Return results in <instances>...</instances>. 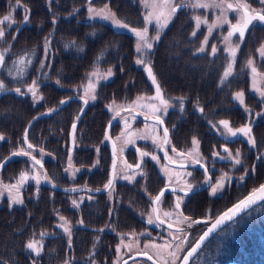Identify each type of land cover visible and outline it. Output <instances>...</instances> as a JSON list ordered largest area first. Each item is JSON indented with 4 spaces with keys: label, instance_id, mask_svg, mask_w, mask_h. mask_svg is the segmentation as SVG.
<instances>
[{
    "label": "flooded vegetation",
    "instance_id": "af4514ba",
    "mask_svg": "<svg viewBox=\"0 0 264 264\" xmlns=\"http://www.w3.org/2000/svg\"><path fill=\"white\" fill-rule=\"evenodd\" d=\"M174 2L173 5L183 6L176 10L167 27L161 30L150 56L145 55L144 63L138 65L134 55H130L133 68L141 71L148 82V89L143 93L150 98L156 96V85L149 77L145 67L147 65L156 77L163 100L168 102L164 116L158 115L163 124L157 122V116H146L133 110L137 119L125 125L126 131L142 134L136 133L133 141H127L121 151L117 149L115 139L120 137L118 134L123 126L116 116L106 119L108 108L105 106L111 105L114 98L101 102L98 97L101 84L110 82L115 76L114 64L112 77L98 83L96 109H93V103L85 104L79 94L63 87L65 89L57 100L46 101L47 105L52 106L33 113L26 123L20 138L28 148L24 140L28 127L27 142L36 147L29 138L31 128L36 121L43 118L47 120L46 156L38 164L43 167L46 178L42 177V183L32 182L23 188V203H11L9 207L8 199L0 198V261L3 264H33V260L37 264H65L66 261L68 264H155L143 254L145 252L154 260L169 264L155 257L157 253L152 251L153 247L145 248V245L162 246L166 242L171 247L161 250H165L164 254H178L177 260L172 264H179L222 211L264 181H260L261 171L264 170V96L260 94L264 91V58L258 51L263 37L260 29L264 28V23L254 21V26L249 25L244 41H239L240 47L236 52L231 74L224 77V72L231 63V54H226V47L220 45L221 37L213 40L211 36L204 43L202 39L209 33L210 23L200 25L198 29L195 25L198 15H207L209 18L212 14H218L219 8L193 7L197 0ZM237 2L238 0H226V3L233 5ZM239 2L247 3L250 10L264 14V4L258 0ZM185 10L191 16L190 19L181 14ZM229 11L231 15L237 14L234 10ZM181 22H188L189 29H185L182 34L189 38L187 49L192 53L186 55L184 48L185 51L182 55H177L175 63L169 62L171 66H175L172 74L165 69L168 65L162 59L164 56H159L157 73L153 51L157 47L164 48L170 37L179 35ZM194 31L195 36L192 35ZM236 35L238 38V33ZM213 45L217 49L215 53H212ZM201 47L203 51H200ZM249 59L253 61L252 65H248ZM4 60L0 63V82L4 76ZM253 67L256 69L255 73L252 71ZM9 89L12 88L0 90L3 92L0 100L8 93L5 90ZM12 90L15 91L14 88ZM238 92L244 94L243 104L235 98ZM180 98H183L182 111ZM61 101L65 103L61 104ZM49 109L53 111L50 112ZM93 110L94 113L90 114ZM61 115L66 125L61 129L60 136L56 134L51 122L53 117ZM221 120H227L228 126L234 130L250 126L255 144H250L248 137L242 133L236 136L227 134L224 126L219 124ZM147 122H152L155 126H148L145 124ZM74 123L76 127L71 135ZM164 128L169 130L170 143L164 142ZM154 134L159 138L154 137ZM2 136L4 139L0 144L7 139L3 133ZM193 137L199 141L195 150ZM225 148L229 151L226 152ZM237 150L240 152V164H236L231 158L235 157ZM190 151L193 152L191 156L188 155ZM213 152L219 155L213 156ZM142 153L149 155L142 156ZM32 156L36 158L35 155H30L29 158L32 159ZM152 156L157 159L153 160ZM13 157L15 156L11 159ZM197 158L200 159V164L193 163ZM9 161L0 169V174L13 179L7 173L11 169L5 167ZM57 161L56 170L53 165ZM120 167H123L124 174H120ZM134 171L137 172L136 175L132 174ZM222 173L227 174L223 187L212 194V186ZM241 176L244 179H240ZM44 179L55 186L75 191L53 188L46 185ZM110 179L113 181L112 185L105 187ZM185 182L195 188L193 193L185 197L179 209L183 216L189 217L188 221L178 218L174 209L176 197L184 195L180 189H186ZM162 189L164 195L157 203L154 197ZM73 201H76V205H73ZM165 212L173 214L165 216ZM61 216L68 222L66 226L70 228L71 245L69 234L61 227L64 224ZM150 216L154 221L151 224L148 223ZM157 216L159 221L156 220ZM238 217L217 229L188 264H194L209 241ZM169 223L173 225L171 229L168 228ZM42 232L46 234L41 236ZM174 236L184 240L179 250L176 245L180 240H174ZM30 240L42 241L43 250L39 256L26 248ZM132 256L135 257L131 258Z\"/></svg>",
    "mask_w": 264,
    "mask_h": 264
},
{
    "label": "trees",
    "instance_id": "16d2710c",
    "mask_svg": "<svg viewBox=\"0 0 264 264\" xmlns=\"http://www.w3.org/2000/svg\"><path fill=\"white\" fill-rule=\"evenodd\" d=\"M85 2L86 0H51L49 3L47 0H19L17 7V0H0V20L11 13L15 23L11 24V27L8 22L0 24L5 31V36L0 38V52L5 59L2 80L5 83L4 88H19L23 93L12 89L5 90L8 93L0 100V132L7 137L0 144V162L18 145L26 123L35 109H38L28 98L31 92L27 88L33 81H37L46 99L54 101L60 97L65 89L63 87L78 80L79 74L84 78L92 66L114 64V78L103 83L98 91L101 102L112 98L120 101L148 89L145 76L133 68L131 62L133 32L125 28H114L103 21L83 20L85 9L82 6ZM110 5L122 23L131 29L142 28L143 19L136 0H110ZM79 7L80 9L71 15ZM25 15L29 16L27 23L23 19ZM52 19H55V23L51 27ZM185 29H189L188 22L181 24L179 35L170 37L164 48L157 47L153 51L157 73L159 56H164L162 59L166 66L168 65L165 69L172 74L175 66L170 63L176 62L177 55H182L184 48L186 55L192 53L187 49L189 38L182 34ZM46 31L50 32H47V54L43 58L42 37L47 34ZM5 49L7 51H4ZM22 55L27 58L32 55L34 59L29 65H25L23 77L16 79L6 71L8 64ZM53 78L62 86L55 84L51 80ZM97 109L101 110L99 107ZM53 118L51 123L55 127L54 130L60 133L66 125L64 117L61 115ZM47 124V120L43 118L32 126L29 138L33 144L37 145L39 138L46 136ZM55 144L59 145V142ZM18 159L20 160L18 156L13 157L5 166L11 169L7 172L9 177H13L12 173L15 176L22 169L20 166L12 169L14 163L26 162L23 159L18 162ZM57 163L58 161L53 165L56 170ZM262 180L264 170L260 174V181ZM194 264H264V199L214 236L196 257Z\"/></svg>",
    "mask_w": 264,
    "mask_h": 264
},
{
    "label": "snow or ice",
    "instance_id": "6c2138e0",
    "mask_svg": "<svg viewBox=\"0 0 264 264\" xmlns=\"http://www.w3.org/2000/svg\"><path fill=\"white\" fill-rule=\"evenodd\" d=\"M50 2V0H49ZM141 2L144 4V6L146 8L151 7L153 9V11L149 12L146 16H145V21L146 22H150L152 19L156 20L157 26L159 28H163L167 25L168 21L171 20L172 16L176 13L177 8L181 7V5H173L171 3V0H165V7L169 8L170 11H168L166 14L162 13V12H158L156 10L157 5L155 4V0H152V2L150 3V0H141ZM258 2H260L261 4H264V0H258ZM17 7L19 6V0H17ZM193 7H202V8H208V7H215V8H221L222 9V16H224V13L227 12L228 10H234L237 12L239 19L237 20V22L235 24H230V31L228 32V35L224 38L225 41L227 43L230 44L231 42V38L238 33V40L240 42H243L245 39V31L249 29V25H253L254 21H259L261 23H264V14H262L260 11H256L254 9L250 10V5H248L247 3H240L239 0L238 2L233 5L232 3H226V0H197V3L193 5ZM88 12H89V16L93 17V16H99L100 18L104 19V20H110L114 25L118 26V27H123L125 29H128L129 26L127 24L122 23L120 20H118L116 18V14L114 12H112L108 5L106 4L103 8L101 9H95L93 7H91V0H90V5L88 8ZM161 16H163V22L161 21ZM24 22L27 23L29 21V16L25 15L24 16ZM196 27L199 28L201 23H207V20H202L201 17H196ZM11 21H12V15L11 13H9V15H6L3 17V20L0 21V24H3L5 22H8L9 27H11ZM53 23H55V19L53 20ZM220 23H230L227 20V17L224 16L223 19L217 18V21H214L212 24L208 25V32L209 34H211L212 29L214 27H216L218 24ZM254 26V25H253ZM130 31H132L138 38V42H137V52H141L143 49H152L153 44L150 42L151 40H158L159 39V32H157V35L155 37L149 38L148 37V28L145 27L143 29H136V28H132L130 29ZM193 36L196 35V32L194 31L192 33ZM5 36V31L3 28H0V38H3ZM13 39H15V37H13ZM208 41L207 36L204 39V43L206 44ZM46 43H47V38H46ZM240 45L239 43H237L235 45V47H230L229 51L231 53V56L233 57V59L235 58L236 52L239 49ZM203 47H201L200 51H203ZM4 51H7V49H5ZM45 51H47V48L45 49ZM212 51L213 53H215L217 51L216 47L213 46L212 47ZM260 53V56L262 58H264V45L261 46V48L258 50ZM4 60V55L2 52H0V63H2ZM20 63H23V58H20ZM137 64H143L144 61L143 59H137L136 61ZM248 65H252L253 61L251 59L248 60ZM41 67H43V64H41ZM146 70L149 74V77L152 80V83L154 85H156V96L155 97H151L149 99H158L160 100V103L162 105H164V111H167V106H168V102L166 100H163L162 98V92L160 89L159 84L157 83L156 77L152 72L151 67L149 66H145ZM232 71V64L229 63L228 67L226 68L225 72H224V77H227L231 74ZM253 73L256 72L255 67L252 68ZM92 76H97V78H100V74H99V70L96 69L93 71V73L91 74ZM113 72L112 69H108L107 72L103 75L104 79H107L108 77L112 76ZM57 83H59V81H57ZM4 86L2 84V82H0V90H3ZM37 82L33 81L32 85H30L28 87V91L32 93L34 99H41V97L37 96ZM89 88L94 92V88L95 86L93 84H89ZM15 91L17 93L23 94L21 93V90L19 88L15 89ZM261 96H264V91H262ZM92 100L96 99V96L93 94L89 97ZM237 100L240 101L241 104L244 103V94L242 92H238L236 93V97ZM138 99H142V97H138ZM181 99V111L183 110V98ZM61 104L65 103V101H61ZM84 103L87 104L88 103V99L84 100ZM159 108H153V111H159ZM49 111H53L52 109H49ZM81 111H83V109H81ZM200 111L202 112L203 109H200ZM77 119H79V117H77ZM156 120L158 123L163 124V121L160 119L159 116L156 117ZM219 124L223 125L224 128L226 129L227 134H230L231 136H236L238 133H242L244 136L248 137V142L250 144H255V140L253 139L252 135H251V127L248 125H245L241 128L238 129H232L231 127H229V122L227 120H221L219 121ZM213 127H217V125H212ZM75 123L73 124V130H75ZM163 133H164V142L165 143H170L168 136H169V130L168 128H164L163 129ZM4 137L2 135H0V140H3ZM27 139V130H25V140ZM192 144L194 146V150L196 148H198V144L199 141L193 137L192 139ZM33 145L28 144V148H32ZM226 152H228L229 150L227 148L224 149ZM41 151H43L41 149ZM173 151L175 152V148H173ZM193 152L190 151L188 153V155H192ZM197 156L199 155L198 152L196 153ZM15 155H25V156H30L31 153L27 152L23 149H19L17 151H14L11 153V156H15ZM142 156H147L149 155L148 153H142ZM165 155L167 156V153H165ZM213 156H218L219 153L217 152H213L212 153ZM10 157L5 158L10 159ZM229 156L231 157V153H229ZM240 156V152L239 150L236 151V155L235 157H231L235 160L236 164H240L241 160L239 159ZM153 160H156L157 157L156 156H152ZM32 160L34 161L35 164H39L40 161L36 160V158L34 156H32ZM193 163L196 164H200V159H194ZM3 164L2 162H0V167H2ZM137 168H139V165H137ZM205 172H207V168L205 167ZM247 172V169H246ZM188 175H191V173H188ZM46 178V177H45ZM227 178V174L226 173H222L221 177H219L217 179V182L215 185L212 186V194H215L218 189H220L221 187H223V182L224 180ZM28 179V173L27 172H21L20 173V178L17 180L16 184H12V185H3L2 182H0V187H2L3 189L8 191L10 200L12 203H23V200L20 198L19 195V188L20 186ZM37 179V183H39V178ZM240 179H244V176H241ZM113 181L110 179L108 181V184L105 185V187H110L112 185ZM186 183V189L185 188H181L180 191L184 193L183 196H177L176 197V202L174 205V209L176 210V215L178 218L183 219V221H188L189 217L183 216V213L179 211V209L181 208V204L184 202L185 197H188L190 195V193H193L195 191V188L192 184L190 183ZM75 190V189H73ZM15 191V195H13V192ZM98 191V189H97ZM173 192H175V190H173ZM3 195V191H0V196ZM164 195V190L162 189L160 194H158L156 197H154V201L155 202H160L161 197ZM260 198V199H264V184H261L260 187L258 189L253 190V192L246 197L245 199L239 201V203H237L236 205H234L232 208L228 209L227 212L221 214L220 216H218L215 220V223L212 224V226L203 233L202 236L199 237L198 241L195 243L194 246H192L188 251L187 254L183 257V264H188L189 258L193 255V253H195L197 251V249L200 247L201 243L205 240V238L209 235V233H211L212 231H214L217 227H219L221 224H223L226 220H232L233 217L236 215L237 212H239L242 208L247 207L248 205L255 203L256 199ZM73 205H76V201H73ZM9 207H11V203L9 205ZM156 209H153V212H155ZM173 213L172 212H165L164 215L165 216H171ZM60 219L62 221H64V224H61V227L64 228V231L66 233L69 234V245H71V233H70V228L67 227V221L65 220L64 217H60ZM159 216L156 217V220L159 221ZM153 219L151 218V216L149 217L148 223H153ZM200 221H192V223H199ZM82 223V221H81ZM162 223V222H160ZM157 226H160L159 224ZM191 226V225H189ZM173 227V225L171 223L168 224V228L171 229ZM46 233H41V236H44ZM174 240H180V243L176 245L177 249L179 250L180 247L182 246V244L184 243V240H181L179 236H174L173 237ZM186 240V237L184 238ZM153 247V248H168L171 247V244L169 243H165L164 245H145V248L148 247ZM26 248L31 250L32 252H34L36 254V256H39L41 251L43 250V245H42V241H37V240H30L27 244H26ZM119 250V248L117 249ZM144 255H147V252L143 253ZM170 255L173 256V259H175V253H170ZM149 259H152V257H148ZM0 264H3L2 261H0ZM33 264H37V261L33 260ZM65 264H68V262L66 261Z\"/></svg>",
    "mask_w": 264,
    "mask_h": 264
},
{
    "label": "rangeland",
    "instance_id": "374dc122",
    "mask_svg": "<svg viewBox=\"0 0 264 264\" xmlns=\"http://www.w3.org/2000/svg\"><path fill=\"white\" fill-rule=\"evenodd\" d=\"M114 1H116V0H114ZM136 1L138 3V7L140 9L141 16H142V19H143V26L140 29H143V28L147 27L148 28V37L149 38L155 37L157 35V32H159V34H160L161 30L167 27V25L169 24L170 20L168 21L167 25L165 27H163V28H159L157 26V23H156L155 19H152L150 22H146L145 19H144L145 16L149 12L153 11V9L151 7L146 8L144 6V4L141 2V0H136ZM174 1L175 0H171V3L174 4L175 3ZM47 2L49 3V0H47ZM151 2H152V0H150V3ZM8 3H9V1H8ZM106 4L108 5L109 9L112 12H114L113 8L110 5V0H100L98 2L91 0V7L95 8V9H101ZM155 4L157 5L156 10L158 12H162V13L166 14L168 11H170L169 8L164 6L165 5V1H163V0H155ZM89 5H90V0H86V2L82 6L85 9V13L83 15V18H85L86 20H90V21H92V20L103 21V22H106V23L110 24L114 28H119L118 26L114 25L110 20H104V19L100 18L99 16L90 17L89 16V12H88ZM76 9L77 10L73 11L71 13V15L76 13L80 9V7L76 8ZM10 10H12V9H10ZM185 12H186V10L183 13H181V14L187 16L190 19L191 16H189ZM198 16L201 17L202 20H207V23H201V25H206L208 23L212 24L214 21H217V18L223 19L224 16L227 17V20L230 23H220V24H218L216 27H214L212 29L211 34L208 33L206 36H207V38H210L211 36H213V40H218V38L221 37L222 41H220V45L222 44L223 46L226 47V49H225L226 50L225 51L226 54H231L230 51H229V48L230 47H235V45L237 43H240L238 38H237V35L235 34L231 38L230 44L227 43L224 38L228 35L230 24L236 23L237 20L239 19L238 14L231 15L230 11L228 10L227 12L224 13V16H222V9L219 8V13L218 14L217 13L216 14H212L211 16H209V18H208L207 15H198ZM116 18H117V15H116ZM163 18L164 17L161 16V21L162 22H163ZM2 20L3 19H1L0 21H2ZM52 20H51V24H50L51 27H52V25H54ZM11 24L12 25L15 24L14 20L11 21ZM195 25H196V23H195ZM6 27H8V26H6ZM0 28H2V25H0ZM18 28H20V27H18ZM120 28H123V27H120ZM128 29L130 30L131 28L129 27ZM196 29H198V28L196 27ZM16 31H17V29L15 30V33H16ZM50 31H46V33L47 32L49 33ZM46 33H44V35ZM48 33L44 37H42L43 38L42 39V44H43L42 54H43V58H45V55L47 54V51H45V49L47 48V44H46L45 40H46V36L48 35ZM260 33H261V35L263 37L261 36L262 39H261V41L259 43V49L261 48L262 45H264V28L260 29ZM133 35H134V40L132 42V52L131 53H132V55H134V60H135V62L137 61V59H143L144 60L145 55L150 56L152 51H151V49H143L141 52H137L138 38H137V36L134 33H133ZM202 40H204V39H202ZM150 42L152 44H154L155 42H157V40H151L150 39ZM213 44H214V42H213ZM153 48H154V46H153ZM212 53H213V51H212ZM230 57H232V56H230ZM20 58H23V63L22 64L20 63ZM33 59L34 58H33L32 55L29 56L28 58L26 57V55L19 56L14 61H12L11 63L8 64V68H7L6 73L9 76H14V78H16V79H21L23 77L24 73H25V70H26V66L25 65H29V62H31ZM234 59H233V57L231 59L232 66H233ZM113 68H114L113 64L108 65V66H92L86 72V75H85L84 78L82 77V75L79 74L77 76L78 77L77 81L72 82V83H68L65 87H68L69 91L79 94L84 100L88 99V102L89 103H93L95 105V109H96V107H97L96 106V99L92 100L89 97L91 95H93V94L96 96L97 86H98L99 82H101L102 80H107V79L112 77V76H110L107 79H104L103 75L107 72L108 69H112V72H113ZM96 69L99 70V74H100V78L99 79L97 78V76H92L91 75L93 73V71L96 70ZM47 78H48V76H47ZM51 80L55 84H57L58 86H62L60 83H57L58 80L56 81L55 78H53ZM90 83L95 86L94 92L89 88V84ZM2 84H3V86H5L4 82ZM42 92L43 91L38 86V88H37V96L41 97V99H34L32 93H31V95L28 96L31 104L33 106H35V107H38V109H35L34 114L37 113V112L44 111L48 107L52 106V105H50V106L47 105L46 101L49 100V99H46L45 95ZM65 93H67V92H65ZM138 97H142V99H138ZM153 97H155V96H153ZM149 98L150 97L148 96V94H145L142 91L140 93H136V94L132 95L131 97H129L127 99L123 98L120 101L113 100L111 102V105L105 104V106L107 105V108H108V114L106 115V119L107 118L108 119L109 118H113L114 116H116L117 120L119 121V123L123 126V127H121V130L119 131V134H118L120 137H117V139H115V141L117 142V149L119 151H121V149L125 146L127 141H129V140L133 141L135 139L134 135L136 133L142 134V132H140V133L139 132H136V133L134 132L133 133V132H130V131L129 132L126 131L127 126L125 127V125H128V124H130L132 122V120L137 119V116L132 113L133 110L139 111V112H141L142 114H144L146 116H158V115L164 116V114H165L164 105H162L159 102L158 99H156L157 100L156 101L155 99H149ZM154 107L155 108H159L160 110L159 111H153ZM92 108L93 107L91 106L90 110H92ZM93 113H94V110L90 112V114H93ZM179 114H181V113H179ZM145 124L148 125V126H153V127L155 126V124L152 123V122H147ZM56 134L61 136V132L59 133L57 131ZM0 135H2V133H0ZM155 136H157V135L154 134V137ZM157 138H159V137L157 136ZM45 143H46L45 137L39 138V141H38V144H37L36 147L26 148L23 145L22 140H20L18 145L14 149H12L11 151L14 152V151H17L19 149H23V150H25L27 152H30L31 155H35L37 160L39 159L40 162H43L44 159H45V156H46L45 154H46V148H47L45 146ZM41 149L43 151H41ZM11 151H10V153L7 154V156L5 158H7L8 156L11 155V153H12ZM17 156H18V158H20V160L18 159V162H21V159H23V161H26V162H25V164H22V163L21 164H15L14 163L13 166H12V169H14V167H19V166L22 169L19 170L18 173L15 176L13 175V173L11 174L13 176V179H7V177H8L7 175L3 176L2 174H0V182H2L3 185L16 184L17 180L20 178V173L22 171L23 172H27L28 173V179L19 188V195H20V198L22 199V192H23L22 190H23V188L25 186H27L29 183H32V182H36L37 183V179L36 178H39V183H42L43 182L42 181V177H46V175H45L43 167L39 166L38 164H35L34 161L29 158V156L15 155V157H17ZM166 167H169V166H166ZM119 170H120V174H124L125 171H124L123 167H120ZM132 174L136 175L137 172L134 171ZM0 191H3V195L0 196V198H4L5 197L6 199H8V201L10 203H12L11 200H10L8 191L3 189L2 187H0ZM13 195H15V191L13 192ZM152 251H155L157 253L156 254L155 252H153V253L156 254L155 255L156 258H158L159 260L164 261L166 263H169V264L175 263V261L178 258V254H176V253H175V259H173V256L170 255V254H164L163 252L165 250L162 251L161 248H160V250L157 249V248H153Z\"/></svg>",
    "mask_w": 264,
    "mask_h": 264
},
{
    "label": "water",
    "instance_id": "95a60500",
    "mask_svg": "<svg viewBox=\"0 0 264 264\" xmlns=\"http://www.w3.org/2000/svg\"><path fill=\"white\" fill-rule=\"evenodd\" d=\"M183 5H181V7H182ZM180 8V7H179ZM179 8H177V10L179 9ZM3 92H0V95L2 94ZM27 129H28V127H27ZM26 129V130H27ZM73 134V125H72V131H71V135ZM24 140H25V136H24ZM28 142H27V139L25 140V145L26 146H28ZM113 146V145H112ZM11 156V155H10ZM10 156H8V157H10ZM12 157V156H11ZM11 159V158H10ZM10 159H4L3 161H2V164H3V166L10 160ZM2 166V167H3ZM2 167H0V169L2 168ZM44 183L47 185H49V186H51V187H53V188H56V189H59V190H64V191H75V190H67V189H65V188H62V187H59V186H55L54 184H52V183H50V182H48V181H46L45 179H44ZM261 184H264V181L261 183ZM261 184H259L257 187H255L253 190H255V189H258L259 187H260V185ZM253 190H251L250 192H248L246 195H244L241 199H239L237 202H235V203H233V204H231L229 207H227L224 211H222L218 216H220L221 214H223V213H225V212H227L228 211V209H230V208H232L234 205H236L237 203H239V201H241V200H243V199H245L246 197H248L252 192H253ZM263 199H260V198H257L256 199V201H255V203H252V204H250V205H248L247 207H245V208H242L239 212H237L236 213V215L233 217V219L234 218H236L237 216H239V215H241L242 213H244L245 211H247L248 209H250L251 207H253L254 205H256L257 203H259L260 201H262ZM217 216V217H218ZM216 217V218H217ZM216 218L210 223V225L206 228V230L204 231V232H206L211 226H212V224L213 223H215V220H216ZM231 221V220H230ZM229 222V220H226L223 224H221L219 227H217L214 231H212L211 233H209V235L205 238V240L201 243V245H200V247L203 245V243L217 230V229H219L221 226H223L224 224H226V223H228ZM203 232V233H204ZM203 235V234H202ZM201 235V236H202ZM199 239V238H198ZM198 241V240H197ZM196 241V242H197ZM195 245V244H194ZM193 245V246H194ZM199 247V248H200ZM198 248V249H199ZM197 249V250H198ZM196 253V252H195ZM195 253H193V255L195 254ZM187 254V253H186ZM185 254V255H186ZM184 255V256H185ZM193 255L189 258V260L193 257ZM147 257H149V255H146ZM183 256V257H184ZM133 257H135V256H132L131 258H133ZM151 257V256H150ZM153 263H155V264H162V263H160V262H158V261H156V260H154L153 258L152 259H150ZM179 264H183V258L181 259V261H180V263Z\"/></svg>",
    "mask_w": 264,
    "mask_h": 264
}]
</instances>
